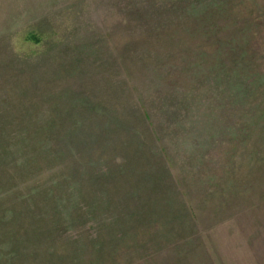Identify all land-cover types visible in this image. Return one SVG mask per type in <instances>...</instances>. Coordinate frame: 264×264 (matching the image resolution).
<instances>
[{
	"label": "rangeland",
	"instance_id": "1",
	"mask_svg": "<svg viewBox=\"0 0 264 264\" xmlns=\"http://www.w3.org/2000/svg\"><path fill=\"white\" fill-rule=\"evenodd\" d=\"M0 264H264V0H0Z\"/></svg>",
	"mask_w": 264,
	"mask_h": 264
}]
</instances>
